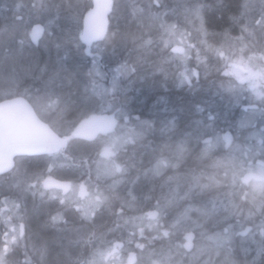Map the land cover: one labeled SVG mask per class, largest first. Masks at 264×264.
Listing matches in <instances>:
<instances>
[{
    "label": "snow or ice",
    "instance_id": "6c2138e0",
    "mask_svg": "<svg viewBox=\"0 0 264 264\" xmlns=\"http://www.w3.org/2000/svg\"><path fill=\"white\" fill-rule=\"evenodd\" d=\"M10 11L0 264H264V0ZM170 84L192 102L157 96L163 118L130 109L137 85ZM217 98L241 109L230 131Z\"/></svg>",
    "mask_w": 264,
    "mask_h": 264
},
{
    "label": "flooded vegetation",
    "instance_id": "af4514ba",
    "mask_svg": "<svg viewBox=\"0 0 264 264\" xmlns=\"http://www.w3.org/2000/svg\"><path fill=\"white\" fill-rule=\"evenodd\" d=\"M139 89L138 91L135 90L138 94L140 93V86L137 88ZM151 91H160L161 94H164L165 97L167 98L169 105L173 106L172 98L174 97L173 95L177 94H183L182 96L184 98H188L189 95L186 90H181L179 88H176L172 86L171 84L169 85L168 91H165L162 87L157 86L155 89L151 88ZM173 94V95H172ZM156 99L157 96L155 97L154 94L152 93L151 98L149 99H143V98H134L129 100V106L132 111H134L136 114H140L141 111L146 113V117L149 118L150 116H153L155 114L156 118H163L165 115H171L172 113H163L162 115H157L158 109L157 107L159 106L156 104ZM134 106H141V109H134ZM188 105V103H185L184 106ZM227 102L226 101H220L218 98L215 102V110L216 112L219 113V120L217 121L219 127L224 128L226 130H231L230 125L233 124L235 121H237L240 116H241V109L237 108L235 106H226ZM179 113V112H177ZM176 113V114H177ZM243 253L240 254V258H243Z\"/></svg>",
    "mask_w": 264,
    "mask_h": 264
},
{
    "label": "trees",
    "instance_id": "16d2710c",
    "mask_svg": "<svg viewBox=\"0 0 264 264\" xmlns=\"http://www.w3.org/2000/svg\"><path fill=\"white\" fill-rule=\"evenodd\" d=\"M16 2V0H0V26H3L4 23V17L5 16H9L11 17L12 13L10 11V9L12 8L13 4ZM26 2V0H25ZM55 56V53H53V57ZM41 59L42 60H47L48 59V55L47 53H43V51H41ZM133 92V91H132ZM132 92L129 93L132 94ZM173 95V94H172ZM183 94H177L176 96L173 95L174 97L172 98V102L173 106H175L177 109H179L180 107L184 106L185 103L190 104L192 101L187 100L188 98H191L190 96L188 98H184L182 96ZM152 95H150L149 97H147L146 95L143 97V99H149L151 98ZM133 99L132 96H129V100ZM180 113H177V115H179Z\"/></svg>",
    "mask_w": 264,
    "mask_h": 264
},
{
    "label": "rangeland",
    "instance_id": "374dc122",
    "mask_svg": "<svg viewBox=\"0 0 264 264\" xmlns=\"http://www.w3.org/2000/svg\"><path fill=\"white\" fill-rule=\"evenodd\" d=\"M44 53V52H43ZM140 86V93L138 94L135 90H133L132 94H130L129 96H132L133 99L134 98H143L145 95L147 97H149L150 95H152L153 91L150 90L151 87L149 86H141V85H137V88Z\"/></svg>",
    "mask_w": 264,
    "mask_h": 264
},
{
    "label": "bare ground",
    "instance_id": "6f19581e",
    "mask_svg": "<svg viewBox=\"0 0 264 264\" xmlns=\"http://www.w3.org/2000/svg\"><path fill=\"white\" fill-rule=\"evenodd\" d=\"M150 90H151V88H150ZM153 94H154V96L156 97V96H165L164 94H161L160 93V91H154L153 92ZM192 97L191 98H188L187 100H189V101H192ZM163 106L162 105H159L158 107H157V109H158V113H157V115L159 116V115H162L164 112H162V111H160V109L162 108ZM133 108L134 109H141V106H134L133 105ZM132 109V108H131ZM140 114H141V117L142 118H147L145 115H146V113H144L143 111H141L140 112ZM145 114V115H144Z\"/></svg>",
    "mask_w": 264,
    "mask_h": 264
}]
</instances>
